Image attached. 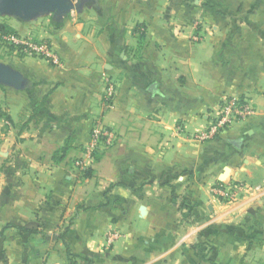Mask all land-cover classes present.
<instances>
[{
    "label": "crops",
    "instance_id": "crops-1",
    "mask_svg": "<svg viewBox=\"0 0 264 264\" xmlns=\"http://www.w3.org/2000/svg\"><path fill=\"white\" fill-rule=\"evenodd\" d=\"M81 1L9 25L58 63L5 64L0 264H264V0ZM224 99L253 115L195 141ZM95 125L114 140L81 173Z\"/></svg>",
    "mask_w": 264,
    "mask_h": 264
},
{
    "label": "built area",
    "instance_id": "built-area-1",
    "mask_svg": "<svg viewBox=\"0 0 264 264\" xmlns=\"http://www.w3.org/2000/svg\"><path fill=\"white\" fill-rule=\"evenodd\" d=\"M0 43L13 46L21 52L32 54L43 59H49L53 64L58 63V58L53 55L45 42H33L32 39H22L16 35H0ZM253 109L245 102L232 99H224L214 111L212 121L194 137L195 141L207 142L218 136L220 132L237 121L245 120L253 115ZM114 135L100 125H95L90 130V143L85 148L83 157L75 162L78 170H84L91 162L93 153L100 148H108L112 145ZM261 186L246 188L244 185H236L234 188L218 187L211 190V194L219 197L221 202L231 203L239 197L243 190L260 192Z\"/></svg>",
    "mask_w": 264,
    "mask_h": 264
},
{
    "label": "water",
    "instance_id": "water-1",
    "mask_svg": "<svg viewBox=\"0 0 264 264\" xmlns=\"http://www.w3.org/2000/svg\"><path fill=\"white\" fill-rule=\"evenodd\" d=\"M0 0V13L13 14L18 20L28 21L36 17L50 14L60 19L67 13L77 10L82 4L81 0ZM0 85L16 90L22 89L25 81L21 75L10 66L0 63Z\"/></svg>",
    "mask_w": 264,
    "mask_h": 264
},
{
    "label": "rangeland",
    "instance_id": "rangeland-1",
    "mask_svg": "<svg viewBox=\"0 0 264 264\" xmlns=\"http://www.w3.org/2000/svg\"><path fill=\"white\" fill-rule=\"evenodd\" d=\"M16 20H18L13 14L10 13H5L2 12L0 13V23L5 22L8 25H12L14 24V22H16ZM49 21H46V19H41L40 21H37L36 24L39 26H46L48 24ZM34 39V38H33ZM36 41H39L38 39H34ZM34 40H32L33 42H35ZM12 46L9 45H4L0 43V63L1 64H9L11 66H13V62L14 59L16 57H21L22 55H28V56H33L32 54H28V53H24V52H19L16 49L12 50L11 49ZM80 171V170H79Z\"/></svg>",
    "mask_w": 264,
    "mask_h": 264
},
{
    "label": "trees",
    "instance_id": "trees-1",
    "mask_svg": "<svg viewBox=\"0 0 264 264\" xmlns=\"http://www.w3.org/2000/svg\"><path fill=\"white\" fill-rule=\"evenodd\" d=\"M137 31L140 32L141 36H140V40L143 39V31H144V28L143 27H138L137 28ZM16 35L15 34V31L5 22H2L0 23V35ZM141 44V43H140ZM12 50H15L16 48H14L13 46L11 47ZM17 51L20 52V50L16 49ZM81 173H85V170H80ZM221 187H223V185H220ZM12 227L11 224H6L2 231H5L6 229ZM21 232H27V233H35L34 231H26V230H23V229H20ZM64 236H65V232L62 233L61 235V239L63 240L64 239ZM66 259H67V262L68 264H81L80 261L81 258H79L78 256L72 254L70 252V250L68 249V247L66 246Z\"/></svg>",
    "mask_w": 264,
    "mask_h": 264
}]
</instances>
